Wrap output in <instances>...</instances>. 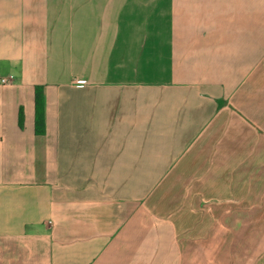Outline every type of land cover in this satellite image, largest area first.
<instances>
[{"label":"crops","instance_id":"0c3cea01","mask_svg":"<svg viewBox=\"0 0 264 264\" xmlns=\"http://www.w3.org/2000/svg\"><path fill=\"white\" fill-rule=\"evenodd\" d=\"M0 264H264V0H0Z\"/></svg>","mask_w":264,"mask_h":264},{"label":"trees","instance_id":"16d2710c","mask_svg":"<svg viewBox=\"0 0 264 264\" xmlns=\"http://www.w3.org/2000/svg\"><path fill=\"white\" fill-rule=\"evenodd\" d=\"M36 131L39 135L45 133V96L40 87L36 91Z\"/></svg>","mask_w":264,"mask_h":264},{"label":"built area","instance_id":"2783aa9c","mask_svg":"<svg viewBox=\"0 0 264 264\" xmlns=\"http://www.w3.org/2000/svg\"><path fill=\"white\" fill-rule=\"evenodd\" d=\"M2 82H3V83H5V84L7 83V81H6V80H3ZM81 83H83V82L81 81Z\"/></svg>","mask_w":264,"mask_h":264}]
</instances>
